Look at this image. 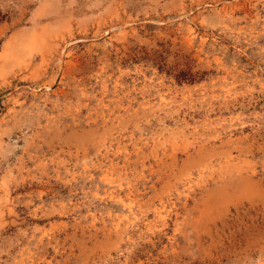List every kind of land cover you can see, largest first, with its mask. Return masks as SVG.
Wrapping results in <instances>:
<instances>
[{
    "label": "rangeland",
    "instance_id": "1",
    "mask_svg": "<svg viewBox=\"0 0 264 264\" xmlns=\"http://www.w3.org/2000/svg\"><path fill=\"white\" fill-rule=\"evenodd\" d=\"M0 264H264V0H0Z\"/></svg>",
    "mask_w": 264,
    "mask_h": 264
}]
</instances>
